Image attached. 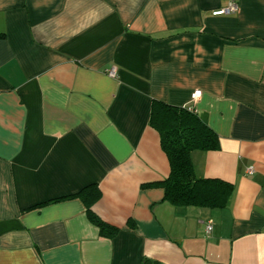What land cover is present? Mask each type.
Returning a JSON list of instances; mask_svg holds the SVG:
<instances>
[{"label":"crops","instance_id":"crops-1","mask_svg":"<svg viewBox=\"0 0 264 264\" xmlns=\"http://www.w3.org/2000/svg\"><path fill=\"white\" fill-rule=\"evenodd\" d=\"M0 33V264H264V0H0ZM153 100L217 134L226 205L164 198Z\"/></svg>","mask_w":264,"mask_h":264},{"label":"trees","instance_id":"trees-1","mask_svg":"<svg viewBox=\"0 0 264 264\" xmlns=\"http://www.w3.org/2000/svg\"><path fill=\"white\" fill-rule=\"evenodd\" d=\"M149 122L159 133L160 145L170 167L169 175L158 184L164 189V198L174 205H226L232 185L220 179L197 177L190 159L194 150L219 149L217 134L189 107L168 105L157 100L152 101ZM99 195L94 185L84 187L78 193L90 222L97 226L102 236L111 237L118 229L102 221L91 208Z\"/></svg>","mask_w":264,"mask_h":264},{"label":"built area","instance_id":"built-area-1","mask_svg":"<svg viewBox=\"0 0 264 264\" xmlns=\"http://www.w3.org/2000/svg\"><path fill=\"white\" fill-rule=\"evenodd\" d=\"M238 11V5L231 2L229 3L227 6H224V7H220L216 10H214L212 12L213 15H231L233 13H236ZM109 74L114 76L115 75V70L114 68H112L110 71H109ZM201 94V91L200 90H195L191 93V99L193 102H195L198 97L200 96ZM190 110H193L195 111V109L193 107H189ZM212 228V225H211V221H208L207 224H206V233H209L210 230Z\"/></svg>","mask_w":264,"mask_h":264}]
</instances>
